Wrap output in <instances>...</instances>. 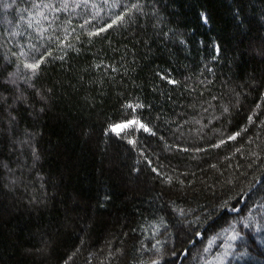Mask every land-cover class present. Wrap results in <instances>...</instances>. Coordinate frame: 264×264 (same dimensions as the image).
<instances>
[{"label":"trees","instance_id":"obj_1","mask_svg":"<svg viewBox=\"0 0 264 264\" xmlns=\"http://www.w3.org/2000/svg\"><path fill=\"white\" fill-rule=\"evenodd\" d=\"M31 2L0 0V65L52 52L33 87L22 70L0 88V264H212L226 247L223 264H264V0H140L92 36L116 0H66L42 38Z\"/></svg>","mask_w":264,"mask_h":264},{"label":"snow or ice","instance_id":"obj_2","mask_svg":"<svg viewBox=\"0 0 264 264\" xmlns=\"http://www.w3.org/2000/svg\"><path fill=\"white\" fill-rule=\"evenodd\" d=\"M11 6L12 5H9V4L4 5L5 8H9ZM75 6H78V5H75ZM68 7L69 5L66 2V0H62V2H60L59 4L53 3L51 2V0H32L30 4V10H28V13H27V21H26L27 29L34 30L36 35L42 38L44 33L48 31V28H50L51 25L55 23L56 19L58 18L55 14L66 10ZM111 7L112 8L120 7L121 11L118 13H114L113 19L111 20L110 23L104 26H101L98 29H94L93 31H90L89 36L98 35L100 32L105 31L106 28H111L113 24H117L118 22L124 21L125 17L129 15L130 13L144 14L145 5L140 3V0H135V2L129 3V4H120L119 0H116V2H114L111 5ZM201 15H202V19H204L205 23H207V16L204 15L203 13ZM50 16H51V19H50ZM21 19L23 20L24 17L22 16ZM85 23H88V21L86 20ZM45 25H47L48 27H45ZM81 27L83 28V25H81ZM64 31H65V37L62 40L58 39L57 44L58 45L66 44L67 47H71V44L66 43L68 30L64 29ZM21 34L22 33H15V32L12 33L13 36L21 35ZM49 39L51 40L52 37L50 36ZM181 43H183V41H181ZM19 47H20L19 53H16V52L12 53V55L15 56L17 60L20 61V63L16 64L15 71H8L7 64L0 65V75L7 73L5 78L2 81H0V88H3L4 91L8 90L9 85H12V86L18 85V80L21 77L22 70H26L27 72L30 73V75L24 77V82L28 83L29 87H33V85L31 84L32 78L37 75L38 69L43 63H45L46 59L52 56V52L47 49L45 50L44 53L36 56V55H31L30 51H25L23 48V45H20ZM35 47H36L35 45H31L30 49L35 50ZM217 51H219L218 48H217ZM59 59L62 60L63 56L59 57ZM5 60L8 63H11V61L7 57L5 58ZM113 71H115V69H113ZM161 79H165V77L162 76ZM168 83L176 84L177 81L172 80L171 78H168ZM21 98H22V95L20 97H16V99H21ZM41 99H43V97H41ZM11 107L12 105L7 104V97L0 96V115H3L6 109H11ZM126 107L128 108L143 107V105L137 104L134 106L132 104H128L126 105ZM224 111L225 112L228 111L227 107L224 108ZM6 118L8 120L9 127L10 128L13 127L14 122L16 121V117L12 115V112L10 110L7 111ZM249 119H251V117H249ZM127 123L132 124L133 121H127ZM135 124L139 125V127L143 128L145 131H149L147 126L141 123L140 121L138 120L135 121ZM110 127L115 129L116 125H110ZM236 135H239V133H237ZM230 139H235V137H230ZM33 156L36 157L37 159L39 158L36 155L35 151H33ZM153 171H156V170L153 169ZM231 240L236 241L237 236L233 235L231 237ZM228 247L231 248L232 245H229ZM205 251H207V249H205ZM227 254L228 253L226 252L225 255ZM241 255H244V253H241ZM68 259L70 260L71 256ZM65 264H68V260L65 261ZM150 264H158V261L153 259L150 262Z\"/></svg>","mask_w":264,"mask_h":264},{"label":"rangeland","instance_id":"obj_3","mask_svg":"<svg viewBox=\"0 0 264 264\" xmlns=\"http://www.w3.org/2000/svg\"><path fill=\"white\" fill-rule=\"evenodd\" d=\"M228 248L226 247L224 252H222L216 259L215 261L212 263V264H223L227 258V255H225V253L227 252L228 253Z\"/></svg>","mask_w":264,"mask_h":264}]
</instances>
